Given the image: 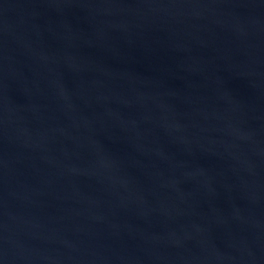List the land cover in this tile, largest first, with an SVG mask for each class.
I'll return each instance as SVG.
<instances>
[{
  "label": "water",
  "instance_id": "95a60500",
  "mask_svg": "<svg viewBox=\"0 0 264 264\" xmlns=\"http://www.w3.org/2000/svg\"><path fill=\"white\" fill-rule=\"evenodd\" d=\"M0 264H264V0H0Z\"/></svg>",
  "mask_w": 264,
  "mask_h": 264
}]
</instances>
